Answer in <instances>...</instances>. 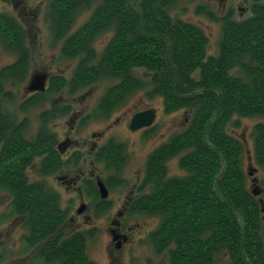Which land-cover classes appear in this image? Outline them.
<instances>
[{
  "label": "trees",
  "instance_id": "16d2710c",
  "mask_svg": "<svg viewBox=\"0 0 264 264\" xmlns=\"http://www.w3.org/2000/svg\"><path fill=\"white\" fill-rule=\"evenodd\" d=\"M178 1L53 0L54 25H69L82 8L95 6L87 24L71 37L78 43L70 48H90L93 38L115 30L99 63H93L96 52L89 50L71 85L93 84L107 75L121 81L108 90L106 108L124 99V93L147 89L148 95L163 99L166 112L188 113L181 134H174L159 151L185 150L183 175L165 180L154 196L141 201L162 211V237L178 239L173 264H264V198L249 186L254 169L244 164L249 153L243 133L245 119H264V1L254 0L253 15L244 20L228 12L216 56L208 55L202 25L173 14ZM197 12L214 15L204 5ZM19 29L15 19L0 16V34L14 48L23 44ZM19 53L15 65L0 70V194L12 196L14 213L24 217L28 247L40 245L35 261L95 264L87 237L80 232L66 236L64 212L42 209L36 184L28 185L22 174L35 144L25 137L26 124L19 125L15 112L5 105L13 101L7 82L15 86L27 77ZM252 131V161L258 170L264 169V122ZM45 137L44 130L36 139ZM163 160L154 159L158 176L163 175Z\"/></svg>",
  "mask_w": 264,
  "mask_h": 264
},
{
  "label": "flooded vegetation",
  "instance_id": "af4514ba",
  "mask_svg": "<svg viewBox=\"0 0 264 264\" xmlns=\"http://www.w3.org/2000/svg\"><path fill=\"white\" fill-rule=\"evenodd\" d=\"M15 6H18V2ZM86 24L87 22L79 29H73L74 22L69 25L60 24L50 27V32L54 35V40L57 41L56 43L61 44L59 52L63 53L64 57L68 59L73 58L71 62L74 63L72 67L74 71L72 81L67 82V77L64 75L65 70L60 71L58 69L53 73V66L51 68L47 66L40 71L34 70L30 74L27 71L29 74L28 81L24 88L19 91L20 99H22L20 103L18 102V94H12V107L15 115H17L19 125L25 123V127L29 126L28 115H23L21 109L30 110L31 107L40 108L39 119H41V124L39 125V131L43 132L45 130L47 135L43 139L35 138L30 141L35 146L31 150H28L30 156L28 157V164H22V174L28 185L36 184L39 200L42 201L40 202L42 209L58 208L64 212L63 224L68 232L66 236L77 235L80 232L83 236L87 237L88 242L89 238L91 239L93 237L91 230L98 226L96 225L97 221L109 211L110 215H107V219H110L111 227L106 228V233L109 236V242H111L109 256L107 255L111 264L125 263L121 255L117 256L112 253L111 247L115 246L119 250L129 249L130 244L136 241L134 234L136 231L142 234L141 242L145 245V250L142 253L148 255L146 259L147 264H173V256L175 253L177 256L179 252L178 239L169 240L167 237H162L160 233L163 228L164 219L162 211H157L155 205H152L150 208L142 206L141 201L145 197L154 196L157 189H160L162 186V183L167 179H171L167 163L170 159L176 157L179 158L180 165L181 160L184 158L185 150L183 151L181 149L172 152V154H159L163 145L168 142L158 148L152 149L146 157L145 164L136 172V176L133 178L134 182L131 183L129 177H131L132 173L128 171V175L127 173L122 175L119 168L124 160L125 149L119 146L121 144L116 142V137L113 135L108 136V132L113 130L115 128L114 126L121 122V118L118 117L114 123L109 121L105 131L94 132L90 136H82L79 134L77 126L80 127L85 121L83 103L90 95L94 97L92 95V89L94 87L93 84L73 87L71 84L73 79H75V71L81 66L83 59H87L90 56L87 54L89 50L96 52L93 47V42L97 37L93 38V40L92 38L88 39V41L92 40L90 48L85 47L82 50H78L70 47L78 43L77 40L71 39V37L78 35L81 28ZM19 30L22 31L21 29ZM30 30L28 28L26 31L23 29V32L25 31V34L29 35ZM89 33H92V31H89ZM114 33L115 30L108 32L106 36L107 41L102 46L104 53L111 39L114 37ZM22 34L23 36L25 35L21 33L20 38L23 37ZM32 46H34L33 43H28V45L23 43L17 45L15 48L11 47L17 59L21 57L19 52H23V63L25 66H29L28 63L32 55L30 53ZM72 55L76 56L73 57ZM96 56L97 59L95 58L96 60L93 63L97 64L101 58L99 59L97 52ZM17 62H13L10 65H15ZM40 72L47 76L46 89L29 91L28 85L33 75ZM116 79L118 80L116 85H120L121 80L119 78ZM126 94L124 93V103L128 100V94ZM107 98L108 93H106V96L97 105L110 113L119 105L115 106V104L112 107L109 106L106 108V106L110 105V102L108 103L106 101ZM151 109L155 110L156 114L155 121L151 124V127H144L138 131L131 129L130 124L135 114L149 111L139 110V112L133 115H131L132 113L130 114L129 123L127 124L128 129L133 132L151 130L155 126L158 116L157 109ZM58 120L63 122L58 125L56 123ZM53 124L55 126H61L63 131L59 133L52 131L51 126ZM67 126L70 129L69 131H65L64 129ZM179 128L182 132V126ZM181 132L175 133V135L181 134ZM172 138L170 137L169 141ZM173 149L174 146L172 151ZM162 156L164 157L162 163L163 175L158 176L156 175L158 171H155L154 168V159L156 158V161H158ZM151 169L155 172H152ZM30 171H32L33 177L29 174ZM101 185L107 190V197H103ZM129 186V192L124 194L129 189ZM115 193L119 195H115ZM11 198L13 199L12 196ZM117 205L118 208L116 207ZM144 214L158 218L160 223L143 227L139 224L134 225L129 222V219L144 216ZM144 235L146 236L145 238ZM129 252L126 251L128 259L130 255H136L135 253H138V249L136 248L133 252L132 250ZM131 261L134 262V258Z\"/></svg>",
  "mask_w": 264,
  "mask_h": 264
},
{
  "label": "rangeland",
  "instance_id": "374dc122",
  "mask_svg": "<svg viewBox=\"0 0 264 264\" xmlns=\"http://www.w3.org/2000/svg\"><path fill=\"white\" fill-rule=\"evenodd\" d=\"M52 1L53 0H0V16L6 15L15 19L21 27L22 31L19 30L20 34H25L27 28L29 30L31 29L29 35L25 34L23 36L22 34V42L26 45H28V43L34 44L30 50L32 55L29 58V66H26L27 70L25 73L28 75L26 79L24 77V80L20 81V83L15 86H12L8 81L5 86L7 90H12L13 94H18L19 103L22 100L20 99L19 91L24 88L28 81L29 74L34 70L40 71L47 66L50 68L53 66V73L58 69H60V71L65 70L64 75L67 77V82L72 81L74 75L72 69L74 63H71L73 58L68 59L64 57L63 53L59 52L61 44L56 43L57 41L54 40L53 33L50 32V27L54 25ZM17 2L18 6H15ZM254 2V0H179L176 4L177 6L173 9V14H177V16L182 17V19L187 22L191 21L194 24L202 25L209 39L208 55L216 56L219 53V44L223 36V18L228 12L233 13L237 20H244L245 18L251 17L253 15L252 6ZM200 5L207 6L208 10H212L214 15L209 17L204 12L198 13L197 10ZM94 10L95 6H91L82 8L78 11L74 18L75 25L73 29H79L84 23L88 22ZM23 29H25L24 32ZM107 34L108 33L100 34L93 42V47L98 53L99 59L104 55L102 46L107 41ZM11 47L12 45L4 41L3 36L0 34V70L18 60ZM136 72L137 74H143L141 71ZM117 83V79H113L107 75L98 77V79L94 80V89H92V95L94 97L90 95L83 103L85 121L80 127L77 126V129H79L78 132L80 135L90 136L94 132L105 131L109 121L114 123L118 117L121 118V122L114 126L115 128L113 130L108 132V136L113 135L116 137V142L121 144L119 145L121 148L125 149L124 160L119 168L122 175L126 173L128 175V171L132 173L129 178L131 179V183H133L136 172L145 164L147 160L146 157L150 154V151L169 142L170 137H173L175 133H180L181 130L180 128L178 129V127L182 126L183 128V123L188 122V118L190 117L185 110L170 113L166 112L163 99L156 95H148L147 92L149 90L147 89L134 93L128 92V100L124 103V99H122V97L119 98L115 105L119 106L114 108L113 112L108 113V111L100 108L97 104L106 96L107 90ZM12 104L13 101L7 102L5 105H10L11 108L9 107V110L14 112ZM151 108L157 109L158 114L157 122L151 130L133 132L128 129L127 124L129 123L131 113V115H133L139 112V110H150ZM40 112L41 109L35 107H31L30 110L21 109L23 115H28L29 126L25 127L23 131H25V137L29 141L37 138L39 135V125L41 124V119H39ZM61 122L63 121H56L58 125ZM259 122H264V119L248 118L243 122L246 126L243 132L244 142L246 143L247 152L249 153L245 158L244 164L246 168L254 169V172L250 174L249 186L254 190L253 192L259 193L257 196L259 199H262L264 198L262 195L264 192V169L261 168L258 170L256 164L252 161L254 142L251 137L253 127ZM58 125L55 126L53 124V126H51L52 131L56 133L63 131L61 126ZM64 129L65 131L70 130L68 126ZM167 166L171 177L183 175V171L179 165V158L174 157L170 159ZM32 171H30L29 174L33 177ZM253 179H255V181H253ZM129 190L130 186L124 194H127ZM8 195L9 194L6 192L0 194V264H42L43 261L39 258L35 261V257L39 250H41L39 249L40 245L31 248L28 247L29 228L26 226L24 217L17 212L14 213L15 209L12 207L13 199ZM115 195L119 194L115 193ZM116 207L118 208V205ZM107 215H110L109 211L106 212L105 215H102V218L97 221L96 225L98 226L91 230V235L93 237L91 239L89 238L87 242L89 258L96 264H111L107 257V255L109 256V247L111 244L108 240L109 236L106 233V228L111 227L110 219H107ZM129 222L134 225L139 224L143 227L160 223L158 218L146 214H144V216L133 217L129 219ZM134 234L136 241L130 244L129 249L119 250L113 246L111 247V251L117 256L121 255L125 261L124 264H147L146 259L148 255L142 253V251L145 250V245L141 242L142 234L137 231ZM262 235L264 237V225ZM145 237L144 235V238ZM136 248L138 249V253L136 252L134 256L130 255L128 259L126 251L129 252L132 250L133 252ZM132 258H134V262L131 261Z\"/></svg>",
  "mask_w": 264,
  "mask_h": 264
},
{
  "label": "water",
  "instance_id": "95a60500",
  "mask_svg": "<svg viewBox=\"0 0 264 264\" xmlns=\"http://www.w3.org/2000/svg\"><path fill=\"white\" fill-rule=\"evenodd\" d=\"M46 81H47V76H45L42 72L35 73L28 85V90L29 91L45 90ZM155 118H156V114H155V110L153 109H150L149 111L139 112L138 114H135L134 118L132 119V122L130 124L131 129L133 131H138L144 127H151V124L155 121ZM101 192L103 193V197L108 196V192L103 185H101ZM254 193L255 195L259 194L256 192Z\"/></svg>",
  "mask_w": 264,
  "mask_h": 264
}]
</instances>
